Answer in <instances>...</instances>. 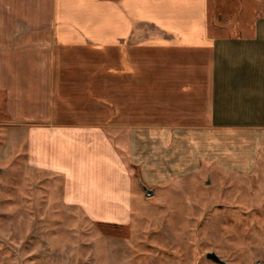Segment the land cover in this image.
<instances>
[{"label":"crops","instance_id":"crops-1","mask_svg":"<svg viewBox=\"0 0 264 264\" xmlns=\"http://www.w3.org/2000/svg\"><path fill=\"white\" fill-rule=\"evenodd\" d=\"M247 1L230 28L212 0H0V89L29 161L101 217L129 209L147 134L156 150L184 122L264 129V0Z\"/></svg>","mask_w":264,"mask_h":264},{"label":"rangeland","instance_id":"rangeland-1","mask_svg":"<svg viewBox=\"0 0 264 264\" xmlns=\"http://www.w3.org/2000/svg\"><path fill=\"white\" fill-rule=\"evenodd\" d=\"M7 100L0 89V264H218L208 251L264 264V129L209 134L197 121L193 142L184 122L156 150L147 134L134 149L147 161H126L129 209L100 217L66 201L62 173L29 161Z\"/></svg>","mask_w":264,"mask_h":264},{"label":"trees","instance_id":"trees-1","mask_svg":"<svg viewBox=\"0 0 264 264\" xmlns=\"http://www.w3.org/2000/svg\"><path fill=\"white\" fill-rule=\"evenodd\" d=\"M226 4H230V10H232L230 13H226ZM238 4H240L239 0H217L215 4V11L217 14L222 15V20H225L226 25L230 28L234 27V21L238 12ZM217 23L221 24L222 22L218 21Z\"/></svg>","mask_w":264,"mask_h":264},{"label":"water","instance_id":"water-1","mask_svg":"<svg viewBox=\"0 0 264 264\" xmlns=\"http://www.w3.org/2000/svg\"><path fill=\"white\" fill-rule=\"evenodd\" d=\"M215 4L217 0H214ZM218 19H221V14H218ZM141 186L147 193V195H151L153 193V189H149L145 184L141 183ZM206 259L212 260L218 264H229L228 261L222 259L215 251H208L205 255Z\"/></svg>","mask_w":264,"mask_h":264}]
</instances>
